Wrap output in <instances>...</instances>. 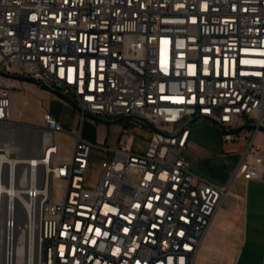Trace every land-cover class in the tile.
<instances>
[{"label":"built area","instance_id":"1","mask_svg":"<svg viewBox=\"0 0 264 264\" xmlns=\"http://www.w3.org/2000/svg\"><path fill=\"white\" fill-rule=\"evenodd\" d=\"M15 76L79 113L70 132L45 114L40 156L4 140ZM86 113L117 141L83 137ZM197 119L243 142L231 178L262 176L264 0H0V264H194L227 190L184 156Z\"/></svg>","mask_w":264,"mask_h":264},{"label":"rangeland","instance_id":"2","mask_svg":"<svg viewBox=\"0 0 264 264\" xmlns=\"http://www.w3.org/2000/svg\"><path fill=\"white\" fill-rule=\"evenodd\" d=\"M16 84L18 87L14 88L12 98V120L18 119V121L30 124L36 122L42 126L45 122V114L50 113L63 123L66 131L72 130L75 126L76 113L75 111L71 112L63 105L76 110L69 101L37 82L20 80ZM61 118H64L65 121ZM80 127L83 137L106 144H114L121 131L119 122H96L88 117L81 122ZM140 134L143 138L147 137L145 132H140ZM60 137L64 142L63 151H69L72 144L69 134L62 132ZM256 144L259 146L264 144L262 134L258 135ZM191 145L193 149L184 153V156L191 162V169L219 185L227 183L244 148L242 141L224 142L221 139V132L206 119L194 121ZM97 173L98 158H95L87 172L88 183L92 184L96 181Z\"/></svg>","mask_w":264,"mask_h":264},{"label":"crops","instance_id":"3","mask_svg":"<svg viewBox=\"0 0 264 264\" xmlns=\"http://www.w3.org/2000/svg\"><path fill=\"white\" fill-rule=\"evenodd\" d=\"M63 105L76 113L74 130L79 113ZM140 132L147 137L143 138ZM148 137L147 130L136 131L132 138L134 147L144 150ZM189 149H193L191 141L186 152ZM226 184L227 190L201 241L194 264H264V172L261 177L249 180L230 176Z\"/></svg>","mask_w":264,"mask_h":264},{"label":"bare ground","instance_id":"4","mask_svg":"<svg viewBox=\"0 0 264 264\" xmlns=\"http://www.w3.org/2000/svg\"><path fill=\"white\" fill-rule=\"evenodd\" d=\"M4 140L18 155H38L44 144L53 138L49 126L38 123H25L17 120L10 121L4 128ZM16 147V148H15Z\"/></svg>","mask_w":264,"mask_h":264},{"label":"water","instance_id":"5","mask_svg":"<svg viewBox=\"0 0 264 264\" xmlns=\"http://www.w3.org/2000/svg\"><path fill=\"white\" fill-rule=\"evenodd\" d=\"M15 77L18 78V79H21V80H26V81H31V82H37L32 77H25V76H15ZM42 86L45 87L46 89L50 90L51 92L55 93L56 95L60 96L61 98L66 99L69 102H72V100L68 96H66L65 94H63L59 90H55V89L49 88L48 86H46L44 84H42ZM86 116L88 118L92 119L93 121H96V122H109L108 120H105V119L100 118V117H97V116H93V115H91L89 113H86ZM113 122H116V121H113ZM43 152H44V149L38 155L39 156L42 155Z\"/></svg>","mask_w":264,"mask_h":264}]
</instances>
